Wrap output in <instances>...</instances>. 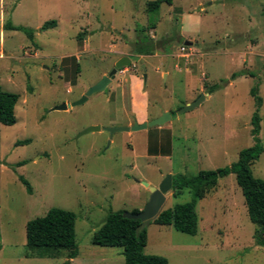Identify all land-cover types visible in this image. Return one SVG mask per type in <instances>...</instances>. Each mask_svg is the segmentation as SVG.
Here are the masks:
<instances>
[{
    "label": "rangeland",
    "instance_id": "374dc122",
    "mask_svg": "<svg viewBox=\"0 0 264 264\" xmlns=\"http://www.w3.org/2000/svg\"><path fill=\"white\" fill-rule=\"evenodd\" d=\"M148 1L0 0V87L18 94L15 123H0V264L66 260L64 252L32 257L25 246L26 222L51 207L75 214L78 253L68 264H124L122 247L91 243L108 210H141L150 196L142 182L157 187L166 174L235 162L254 143L253 86L261 97L258 137L264 147V0H171L153 13ZM49 20L56 25L43 28ZM8 21L32 29V40L5 29ZM143 37L153 50L137 55L133 49ZM119 52L131 59L121 68L128 69L126 77L146 75L147 120L171 112L165 123L104 130L134 119L123 76L80 104L54 109L80 99ZM240 70L248 74L229 79ZM221 79L229 82L209 93L207 86ZM200 94L205 98L197 106L179 112ZM91 125L101 128L80 134ZM251 172L264 180V151ZM19 176L30 183V193ZM165 196L163 209L190 199L187 189ZM195 211L193 235L150 222L143 252L168 264H264V246L254 242L255 225L234 173L219 178Z\"/></svg>",
    "mask_w": 264,
    "mask_h": 264
},
{
    "label": "trees",
    "instance_id": "16d2710c",
    "mask_svg": "<svg viewBox=\"0 0 264 264\" xmlns=\"http://www.w3.org/2000/svg\"><path fill=\"white\" fill-rule=\"evenodd\" d=\"M171 4V0H151L146 3L148 13L159 10L161 3ZM55 20L46 21L43 28L55 26ZM151 27H153L151 25ZM5 29L22 31L30 40L33 38V30L21 25H13L8 21ZM150 28V27H149ZM144 40V41H143ZM136 42L134 53L137 55H148L152 53L154 44L143 37ZM248 74L245 70L233 72L229 79ZM252 76V73H249ZM228 79H221L220 83L207 86L210 93L220 86L226 84ZM250 94L255 101V111L251 118V134L254 143L239 151L238 158L229 166L215 169H202L194 174L172 175V190L174 196L180 194L183 189L190 193V199L185 202L176 203L171 207L162 209L151 221L159 225H170L175 230L193 235L197 231V214L195 204L202 199L206 192L213 188L219 178L234 173L236 182L241 189L249 220L255 225L253 233L254 242L264 246V180L252 175L251 164L259 158L264 147L258 137L260 130V116L258 110L261 105V97L258 95L257 86L250 89ZM18 100V94L3 90L0 87V123L12 125L16 121L14 107ZM171 113V112H170ZM29 139L17 141V144L28 143ZM20 182L25 186L27 192H31V186L27 179L19 176ZM133 209L130 212H139ZM123 210H108L100 226L95 229L91 236V243L99 246L122 247L124 264H168L165 257L160 255L145 254L143 248L146 244V229H138V219L126 218ZM75 214L74 212L51 207L45 214L32 218L25 225V246L32 257H58L65 253L66 260L61 264H68L69 259L74 258L77 253L75 241Z\"/></svg>",
    "mask_w": 264,
    "mask_h": 264
},
{
    "label": "water",
    "instance_id": "95a60500",
    "mask_svg": "<svg viewBox=\"0 0 264 264\" xmlns=\"http://www.w3.org/2000/svg\"><path fill=\"white\" fill-rule=\"evenodd\" d=\"M183 44L186 46L191 45V41L184 40ZM131 63V59L128 56H122L120 57L113 65L111 70L107 73L101 76V78L91 85L88 90L83 94V96L78 99L77 101H74L72 103H66V104H60L54 107V109H66L71 106L77 105L82 103L87 99V97L95 92H100L106 89L107 85L111 82V80L114 78L116 72L120 70L122 67H127ZM143 81L146 79L145 73L143 74ZM205 98V94H200L196 99L193 101L184 104L179 112L187 111L190 109H193L195 106H197L203 99ZM170 118V113L168 111H164L159 116L153 117L147 121H143L141 123L134 122L131 125L126 126H118V127H105L104 130H107L110 134H112L115 131H137V130H143L147 129L148 127L153 126H159L165 123ZM99 125H91L87 128H85L80 134L91 132V131H98L100 130ZM142 184L147 187L150 191V196L145 204V206L136 213L127 212L125 211L123 215L126 218L130 219H138L140 221V224L138 226V229H142L145 226H147L163 209V204L165 202L166 196L165 194L172 189V175L166 174L165 177L161 180V182L158 184L157 187L150 186L146 182H142Z\"/></svg>",
    "mask_w": 264,
    "mask_h": 264
},
{
    "label": "crops",
    "instance_id": "0c3cea01",
    "mask_svg": "<svg viewBox=\"0 0 264 264\" xmlns=\"http://www.w3.org/2000/svg\"><path fill=\"white\" fill-rule=\"evenodd\" d=\"M121 56H123V54L121 52H119V56L117 58H119ZM127 71H128L127 68L120 69L116 72L114 77H116L115 80H117L121 76H123L125 78V80L127 81L125 86H123L122 93L123 94L126 93L127 96H129V110L134 116L133 117L134 119H132V121H130L129 123L132 124L134 121H136V122L147 121V119L151 115V112H150L149 106H148V93L144 88V84H145L144 82L145 81L141 80L139 77H137L133 74H129L126 77ZM101 75H104V72ZM124 89H125V91H124ZM136 102H140V103L136 104ZM158 115L159 114H155V115H153V117H156ZM143 140H145V139L143 138Z\"/></svg>",
    "mask_w": 264,
    "mask_h": 264
},
{
    "label": "built area",
    "instance_id": "2783aa9c",
    "mask_svg": "<svg viewBox=\"0 0 264 264\" xmlns=\"http://www.w3.org/2000/svg\"><path fill=\"white\" fill-rule=\"evenodd\" d=\"M132 66H134V64H132Z\"/></svg>",
    "mask_w": 264,
    "mask_h": 264
}]
</instances>
